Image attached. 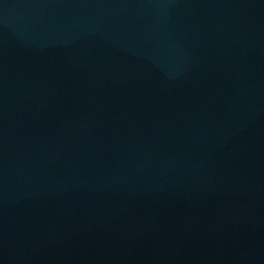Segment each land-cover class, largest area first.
<instances>
[{
	"label": "water",
	"instance_id": "water-1",
	"mask_svg": "<svg viewBox=\"0 0 264 264\" xmlns=\"http://www.w3.org/2000/svg\"><path fill=\"white\" fill-rule=\"evenodd\" d=\"M0 264H264V0H0Z\"/></svg>",
	"mask_w": 264,
	"mask_h": 264
}]
</instances>
